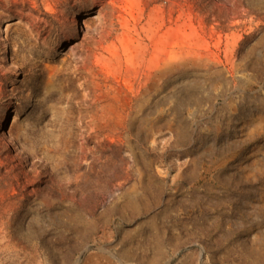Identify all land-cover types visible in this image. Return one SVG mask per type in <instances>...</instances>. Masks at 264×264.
Returning <instances> with one entry per match:
<instances>
[{"label": "rangeland", "instance_id": "rangeland-1", "mask_svg": "<svg viewBox=\"0 0 264 264\" xmlns=\"http://www.w3.org/2000/svg\"><path fill=\"white\" fill-rule=\"evenodd\" d=\"M1 50L0 264H264V0H0Z\"/></svg>", "mask_w": 264, "mask_h": 264}, {"label": "bare ground", "instance_id": "bare-ground-1", "mask_svg": "<svg viewBox=\"0 0 264 264\" xmlns=\"http://www.w3.org/2000/svg\"><path fill=\"white\" fill-rule=\"evenodd\" d=\"M96 14H98V13H96ZM81 19H82V18H81ZM2 52H3V50L0 51V54H2Z\"/></svg>", "mask_w": 264, "mask_h": 264}]
</instances>
